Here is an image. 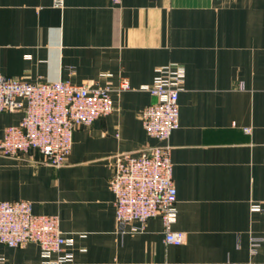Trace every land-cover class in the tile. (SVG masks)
Here are the masks:
<instances>
[{
    "label": "crops",
    "instance_id": "1",
    "mask_svg": "<svg viewBox=\"0 0 264 264\" xmlns=\"http://www.w3.org/2000/svg\"><path fill=\"white\" fill-rule=\"evenodd\" d=\"M169 63L184 69L166 143L181 245L158 217L120 227L109 188L115 155L162 145L140 113ZM0 73L112 90L113 111L75 128L62 167L0 155V201L57 216L69 264H264V0H0ZM21 118L0 113V140ZM40 261L35 244H0V264Z\"/></svg>",
    "mask_w": 264,
    "mask_h": 264
},
{
    "label": "built area",
    "instance_id": "2",
    "mask_svg": "<svg viewBox=\"0 0 264 264\" xmlns=\"http://www.w3.org/2000/svg\"><path fill=\"white\" fill-rule=\"evenodd\" d=\"M61 4V0H54ZM119 4L120 0H112ZM184 82L181 65L169 63L156 68L151 84L143 87L153 102L146 105L140 120L147 136L162 145L145 147L136 153L114 156L109 188L114 196L115 220L120 227L138 223L142 230L147 220L160 218L164 242L181 245L184 234L172 230L176 219V189L172 164L166 145L179 126L178 95ZM129 89L126 78L118 90ZM109 86L94 82L28 83L0 73V113L22 112L16 125L4 129L0 155L26 156L35 164L62 167L72 147L78 126H90L113 111ZM39 158L35 159V156ZM252 211H259L253 206ZM0 244L10 248L38 246L40 264H69L73 255L67 250L72 241L63 236L57 216L35 215L28 201H0Z\"/></svg>",
    "mask_w": 264,
    "mask_h": 264
}]
</instances>
